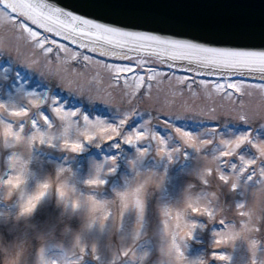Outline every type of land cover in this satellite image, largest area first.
Returning <instances> with one entry per match:
<instances>
[{
	"label": "snow or ice",
	"instance_id": "snow-or-ice-1",
	"mask_svg": "<svg viewBox=\"0 0 264 264\" xmlns=\"http://www.w3.org/2000/svg\"><path fill=\"white\" fill-rule=\"evenodd\" d=\"M259 3L264 9V0ZM91 6L104 8L105 0H91ZM173 23L182 28H200L206 34L190 35L187 31L167 28L144 30L129 23L108 22L101 15L63 6L59 0H0V55L8 57L0 69L6 65L14 69L13 84L17 85V91L23 92L28 105L19 108L12 105L8 108V117L25 118L30 115V106H35L39 118L49 127V112L66 121L78 120L81 141H65L62 146L75 153L88 144L98 148L110 146L115 152L106 160L112 162L117 160L115 153L125 144L134 148L138 159L146 154L145 145H154L169 161L173 159L170 145L173 140L177 143L176 151L181 143L186 146L185 157L188 147L198 153H206L211 148L215 173L225 183L232 177V190L237 189L242 177H246L247 183L259 174L258 183H264V103L250 107L243 99L254 93L264 99V13L259 45L222 37L224 31L246 32L245 21L175 20ZM22 47L28 50L27 54ZM40 57L45 61L43 65ZM38 65L39 82L25 87L28 81L21 70L31 73ZM53 80L62 93L90 101L92 111L83 105L69 109L68 101L53 91ZM161 92L174 99L161 104ZM201 96L219 98L226 103L201 105L187 99ZM2 107L6 105L0 102ZM31 124L35 128L37 120L32 119ZM192 124L198 127L193 128ZM230 124L234 126L230 128ZM10 129L11 123L4 130ZM40 139L43 142L42 133ZM248 150L253 151V157L246 155ZM108 171L115 169L110 167ZM206 172L213 175V168L209 167ZM21 180L19 175H9L6 180L0 179V183L15 187ZM85 183L98 187L106 181L96 175ZM50 190L49 182L39 185V190L22 204L21 214H31ZM67 191L65 184L55 186L58 199L66 207L79 209L81 200L69 198ZM143 191L141 183L130 191L116 193L121 220L130 206L137 211V236L142 227ZM83 204L90 213L89 227L95 224L103 230L111 217L110 202L87 195L83 197ZM243 206V202L237 204V208ZM190 207L194 214L214 218L215 210L208 206ZM181 218L177 212V227ZM215 223L220 225L213 232L216 246L239 235L226 231L228 225L224 219ZM186 235L191 237L192 233ZM251 248V264H257L255 241ZM81 251L86 253L87 248L82 247ZM176 252L177 258L182 259L178 247ZM211 256L221 262L230 259L219 247Z\"/></svg>",
	"mask_w": 264,
	"mask_h": 264
},
{
	"label": "rangeland",
	"instance_id": "rangeland-1",
	"mask_svg": "<svg viewBox=\"0 0 264 264\" xmlns=\"http://www.w3.org/2000/svg\"><path fill=\"white\" fill-rule=\"evenodd\" d=\"M21 50L28 52L23 47ZM7 59L6 55H0V65ZM39 60L43 65V57ZM40 65L31 73L21 70L28 81L25 87L39 82ZM13 72L7 65L0 69V102L6 105L0 108V179L19 175L22 180L15 187L0 183V264H251L253 241L258 245L255 260L257 264H264V183H258L259 174L247 183L246 177H242L237 189L232 190V177L228 183L218 179L211 148L206 153H198L188 147L185 157L186 146L181 143L176 151L175 140L170 141L171 161L162 157L154 145H145L147 152L142 159L137 158L134 148L123 145L116 153L121 160L118 165L116 161L106 160L115 152L110 146L98 148L88 144L81 152H72L62 145L65 141H81L80 121H66L49 112V127L39 118L35 106H30V115L25 118L8 117V108L12 105L28 106L23 92L17 91V85L13 84ZM52 89L68 101L69 109L83 105L92 111L90 101L62 93L55 80ZM172 99L164 92L159 95L161 104ZM187 99L201 105L226 103L215 97ZM243 99L250 107L264 103L258 93ZM32 119L37 120L35 128ZM9 123L11 129L5 132ZM190 126L198 127L197 124ZM80 154L85 155L84 161ZM246 155L253 157L254 153L248 150ZM110 167L115 171L109 172ZM209 167L213 168L211 176L206 172ZM96 175L105 179L103 186L85 183ZM45 182L50 183L51 190L38 201L31 214H21L22 204ZM58 183L67 186L69 198L81 200L79 209L66 207L58 199L55 192ZM141 183L144 184V212L137 236V211L130 206L121 220L116 193L130 191ZM87 195L110 202L111 217L103 230L95 224L89 227L90 213L83 204V197ZM240 202L243 208H237ZM191 205L214 209V218L192 213ZM177 212L182 217L180 227L176 226ZM241 212L245 214L240 215ZM220 219L226 221V231L239 235L216 246L213 232L214 228H220L215 223ZM188 232L192 233L191 237L186 235ZM82 247L87 248L86 253L81 251ZM177 247L182 259L177 258ZM216 247L230 259L214 260L211 253ZM124 252L127 255H122Z\"/></svg>",
	"mask_w": 264,
	"mask_h": 264
},
{
	"label": "water",
	"instance_id": "water-1",
	"mask_svg": "<svg viewBox=\"0 0 264 264\" xmlns=\"http://www.w3.org/2000/svg\"><path fill=\"white\" fill-rule=\"evenodd\" d=\"M68 8L101 15L108 22L129 23L144 30L167 28L187 31L190 35H205L200 28H182L173 21H245L243 33L224 31L222 37L234 42L259 45L264 9L259 0H105L106 7L94 8L91 0H59Z\"/></svg>",
	"mask_w": 264,
	"mask_h": 264
}]
</instances>
